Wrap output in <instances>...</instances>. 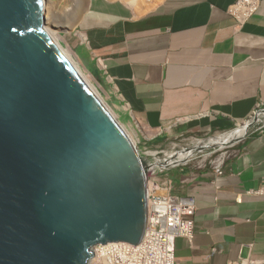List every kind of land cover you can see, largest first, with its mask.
<instances>
[{
    "label": "crops",
    "instance_id": "crops-1",
    "mask_svg": "<svg viewBox=\"0 0 264 264\" xmlns=\"http://www.w3.org/2000/svg\"><path fill=\"white\" fill-rule=\"evenodd\" d=\"M150 1L140 15H130L138 0H80L77 10L78 53L136 143L162 149L251 119L264 103V0L241 24L229 12L237 0ZM262 119L231 146L223 175L178 166L151 177L195 200V235L176 239L178 264H264Z\"/></svg>",
    "mask_w": 264,
    "mask_h": 264
},
{
    "label": "water",
    "instance_id": "water-1",
    "mask_svg": "<svg viewBox=\"0 0 264 264\" xmlns=\"http://www.w3.org/2000/svg\"><path fill=\"white\" fill-rule=\"evenodd\" d=\"M177 165L142 154L47 30L45 0H0V264H89L98 244H139L148 181Z\"/></svg>",
    "mask_w": 264,
    "mask_h": 264
},
{
    "label": "built area",
    "instance_id": "built-area-1",
    "mask_svg": "<svg viewBox=\"0 0 264 264\" xmlns=\"http://www.w3.org/2000/svg\"><path fill=\"white\" fill-rule=\"evenodd\" d=\"M260 2L261 0H237L236 3L231 6L229 12L237 20V22L241 24L257 11L260 6ZM262 112L264 114V103L259 105L258 110L254 112L251 119L247 120V123L253 121V125L255 122H258L260 119L256 120V116ZM262 121H264V115ZM238 128L239 125L231 131L218 133V136L231 133ZM245 135L240 140H242ZM198 137L199 136H195V141H191L190 146L188 145L187 147H182L179 150H186L190 147L200 146V143L196 144V142L207 140V138ZM189 139L191 138H185L186 141ZM240 140L224 142L222 143L223 146L219 144L209 145L206 143V147L197 155L189 156L186 162L179 163L176 167L187 166L193 159L200 156L207 157L217 151H222L217 158L210 161L208 167H204L205 165L197 166L200 168L211 169L212 174L215 177L221 176L224 174L223 165L226 156L229 154V149ZM141 152L143 155L150 157L153 162L162 160L167 155L165 154L162 158H156L155 156L162 152V150L152 148L141 149ZM186 155L188 156L187 153ZM166 170H159L157 174L164 173ZM195 211L196 205L194 198L174 194L172 192L171 181H168L166 185L162 186L158 182L149 179L148 222L142 241L139 244L122 241L98 244L93 248L94 256L92 257L90 263L178 264L175 260L176 239L178 237H184L189 241L193 240L196 231L195 220L193 217L195 215Z\"/></svg>",
    "mask_w": 264,
    "mask_h": 264
},
{
    "label": "rangeland",
    "instance_id": "rangeland-1",
    "mask_svg": "<svg viewBox=\"0 0 264 264\" xmlns=\"http://www.w3.org/2000/svg\"><path fill=\"white\" fill-rule=\"evenodd\" d=\"M45 14H46V27L48 29H51L50 31L56 32L57 37L59 39V42L67 48V50L73 53V55L77 58L80 68L87 76L91 82L96 85L103 97L105 99L107 105L114 111L115 115L119 118L118 111L111 105L109 102L111 93L109 92V89L104 86L103 82L99 78L97 74L90 71V69L87 68L86 62L82 58V55L78 53V46L81 42V29L78 27L79 25V14H77L78 10V4H80V0H65L62 5H60L58 0H45ZM136 1V0H135ZM155 6L152 4L150 0H141L138 2H135L133 5L134 13L130 12V15H140L143 13H146L147 11L153 9ZM76 10V11H75ZM75 11V12H74ZM56 12V13H55ZM55 13L57 15V19L61 20V23L59 21H55L53 18L50 19L51 15ZM243 124V123H241ZM129 131V130H128ZM218 133H213L209 135H200V138H213L215 136H218ZM198 137V138H199ZM185 138H191L188 141L185 140ZM195 135H185L183 137H177L176 140L172 141L170 144H168L166 147H163L162 152L158 153L156 158L164 157L165 154H170L171 152H175L176 150L181 149L182 147L190 146V142L195 141L194 140ZM174 143V144H172ZM155 152V151H152ZM166 152V153H165ZM222 151H217L216 153H213L207 157L200 156L196 159H193L190 163H188L187 166H204L208 167L210 164V161L217 158ZM203 155V154H202Z\"/></svg>",
    "mask_w": 264,
    "mask_h": 264
},
{
    "label": "bare ground",
    "instance_id": "bare-ground-1",
    "mask_svg": "<svg viewBox=\"0 0 264 264\" xmlns=\"http://www.w3.org/2000/svg\"><path fill=\"white\" fill-rule=\"evenodd\" d=\"M45 5H46V1H45ZM56 13V12H55ZM55 13H53L52 15H51V17H50V19H54L55 21H59V23H61V20H59V19H57V15L55 14ZM47 28V27H46ZM47 30L49 31V33L51 34V35H53L58 41H59V39H58V37H57V33L56 32H53V31H50L51 29H48L47 28ZM66 50H67V48H66ZM68 51V50H67ZM69 52V51H68ZM70 55H71V57L73 58V60L75 61V63L77 64V66L80 68V64H79V62H78V60H77V58L73 55V53L70 51V53H69ZM80 70H81V68H80ZM82 71V70H81ZM82 73H83V71H82ZM84 74V73H83ZM84 76H85V74H84ZM86 77V79L90 82V84L94 87V89L98 92V94L102 97V95H101V93H100V91H99V89L97 88V87H95L96 85H94L92 82H91V80L87 77V76H85ZM102 99H103V97H102ZM104 101H105V99H103ZM106 102V101H105ZM107 104V103H106ZM109 106V105H108ZM110 108V107H109ZM111 109V108H110ZM112 110V109H111ZM113 111V110H112ZM113 113H114V111H113ZM115 114V113H114ZM263 112L262 113H260L259 115H257L256 116V120H258V119H261L262 117H263ZM247 121H245L243 124H239V128L237 129V130H235V131H233V132H231V133H227V134H223V135H220V136H218V137H214V138H210V139H208V140H206V141H198V142H196V144H198V143H200L199 145L200 146H203V148H205V146H206V143L207 144H209V145H215V144H219V145H221V146H223L222 145V143H224V142H230V141H235V140H240L244 135H245V133L247 132ZM131 135V134H130ZM132 137V139H133V141H135L134 140V137L133 136H131ZM136 138V137H135ZM136 142V141H135ZM172 144H174V143H172ZM195 144V145H196ZM166 153V152H165ZM186 153H187V151L185 150V151H183V152H179V153H176V152H171L170 154H167L166 155V157L165 158H163V159H166V161H168V162H172V163H175V164H179V163H182V162H186L187 161V159H188V157L189 156H187L186 155ZM157 156V155H156ZM159 157V156H158ZM91 263H93V262H91ZM90 263V264H91Z\"/></svg>",
    "mask_w": 264,
    "mask_h": 264
},
{
    "label": "clouds",
    "instance_id": "clouds-1",
    "mask_svg": "<svg viewBox=\"0 0 264 264\" xmlns=\"http://www.w3.org/2000/svg\"><path fill=\"white\" fill-rule=\"evenodd\" d=\"M140 147V146H139ZM141 148V147H140ZM142 149V148H141ZM151 179V178H150ZM149 182V181H148ZM89 264H90V262H89Z\"/></svg>",
    "mask_w": 264,
    "mask_h": 264
}]
</instances>
